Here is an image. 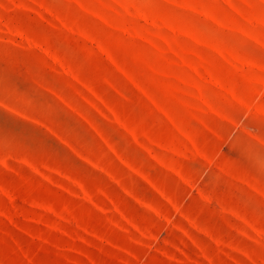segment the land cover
Masks as SVG:
<instances>
[{"label":"rangeland","instance_id":"374dc122","mask_svg":"<svg viewBox=\"0 0 264 264\" xmlns=\"http://www.w3.org/2000/svg\"><path fill=\"white\" fill-rule=\"evenodd\" d=\"M195 71L249 95L264 0H0V264H264V202L178 210L152 174L184 186L104 117L150 132L145 93Z\"/></svg>","mask_w":264,"mask_h":264},{"label":"crops","instance_id":"0c3cea01","mask_svg":"<svg viewBox=\"0 0 264 264\" xmlns=\"http://www.w3.org/2000/svg\"><path fill=\"white\" fill-rule=\"evenodd\" d=\"M106 62L112 64L108 59ZM67 68L83 81L74 68ZM170 77L173 81L168 83L174 88L168 90L167 98L160 101L153 92H143L148 102L145 108L151 112L150 132L139 127L138 113L133 121L122 106L104 105L102 110L105 118L112 119L127 134L153 169L165 174L169 184L173 178L185 188L184 192L176 190L174 197L163 196L166 191L158 185L163 180L157 183V175L152 174L153 190L162 194V201L174 200L178 210L206 203L223 213L237 215L235 206L241 200L264 202V73L244 74L248 96L235 85L224 86L216 75L214 80L213 75L202 71ZM92 89L88 91L97 94ZM141 96L144 98L142 92ZM130 168L144 175L139 165ZM177 215L182 213L176 211L174 217ZM184 217L187 220L190 216ZM173 222L170 217L165 223Z\"/></svg>","mask_w":264,"mask_h":264}]
</instances>
